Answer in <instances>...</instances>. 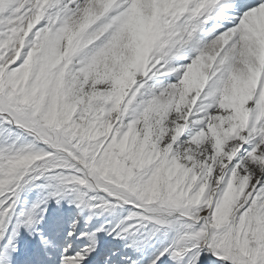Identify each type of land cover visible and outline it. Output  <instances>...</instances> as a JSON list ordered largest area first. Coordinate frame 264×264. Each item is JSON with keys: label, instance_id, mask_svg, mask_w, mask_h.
<instances>
[{"label": "snow or ice", "instance_id": "6c2138e0", "mask_svg": "<svg viewBox=\"0 0 264 264\" xmlns=\"http://www.w3.org/2000/svg\"><path fill=\"white\" fill-rule=\"evenodd\" d=\"M0 264H264V0H0Z\"/></svg>", "mask_w": 264, "mask_h": 264}]
</instances>
